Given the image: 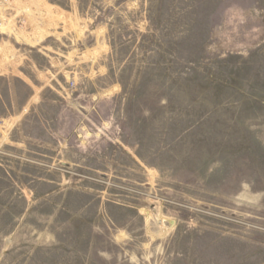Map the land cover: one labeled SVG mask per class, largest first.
<instances>
[{
	"label": "rangeland",
	"instance_id": "rangeland-1",
	"mask_svg": "<svg viewBox=\"0 0 264 264\" xmlns=\"http://www.w3.org/2000/svg\"><path fill=\"white\" fill-rule=\"evenodd\" d=\"M9 1L0 264H264V0Z\"/></svg>",
	"mask_w": 264,
	"mask_h": 264
},
{
	"label": "crops",
	"instance_id": "crops-1",
	"mask_svg": "<svg viewBox=\"0 0 264 264\" xmlns=\"http://www.w3.org/2000/svg\"><path fill=\"white\" fill-rule=\"evenodd\" d=\"M8 4H7V7L9 6ZM9 8L12 11H16L14 6H12V4H10ZM24 23H25V21H24ZM22 76H20L19 74H16L14 71H11V70L3 71V68L0 65V79L4 80L3 81V84H4V88L3 89L1 88V84L2 83L0 82V103L2 102V104H3V102H5L4 101L5 98L9 99L10 97H8V96H10V95H11V98H12L11 99V104H10V101L8 99H7L8 100L7 101V105L3 104V110H5V112L2 113L0 111V117L9 116V115H15L16 114L15 111H14V110H16V98H15L16 84H17L16 82H19L20 84L23 83L24 86L27 85V88L30 89V87H31L30 83L27 82L26 79H23V78H25V73L24 72H22ZM3 95H5V96L3 97ZM27 96L28 97H26L24 93L21 96H19V101H21V107L22 108L24 107V104L26 103V100L29 101V98H31V91H29ZM10 109L12 110V112L9 111Z\"/></svg>",
	"mask_w": 264,
	"mask_h": 264
},
{
	"label": "built area",
	"instance_id": "built-area-1",
	"mask_svg": "<svg viewBox=\"0 0 264 264\" xmlns=\"http://www.w3.org/2000/svg\"><path fill=\"white\" fill-rule=\"evenodd\" d=\"M8 3H9V0H0V30L4 26L5 17H4L3 12H4V8H6Z\"/></svg>",
	"mask_w": 264,
	"mask_h": 264
}]
</instances>
